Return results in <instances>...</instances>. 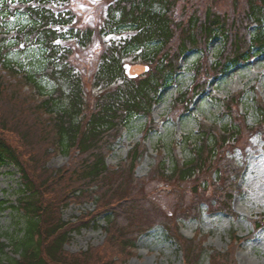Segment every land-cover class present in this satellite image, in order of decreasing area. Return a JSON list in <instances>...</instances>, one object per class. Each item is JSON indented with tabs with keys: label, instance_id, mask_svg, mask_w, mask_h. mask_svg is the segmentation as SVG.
I'll return each instance as SVG.
<instances>
[{
	"label": "trees",
	"instance_id": "1",
	"mask_svg": "<svg viewBox=\"0 0 264 264\" xmlns=\"http://www.w3.org/2000/svg\"><path fill=\"white\" fill-rule=\"evenodd\" d=\"M69 3L0 0V165L16 167L23 188L18 205L0 200V211L18 209L23 218L17 235L0 241V264H125L141 236L159 225L179 246L184 264H203L207 236L189 238L179 223L202 216L206 206H218L217 212L234 220L240 217L233 203L242 192L245 167L232 155L252 147L254 136L264 144V98L256 92L251 125L242 106L246 92L231 94L221 113L227 122L200 120L196 139L186 137L188 158L174 147L170 162L159 148L150 172L139 177L136 171L149 153L147 136L160 128L154 105L163 89L178 84L186 53L201 55L190 68L193 88L176 93L173 106L182 108L181 115L205 94L211 78L227 76L264 53V0H107L99 32L116 37L106 42L93 75L100 88L94 102L87 98L71 64L72 48L64 42L85 47L96 32L77 27ZM19 13L29 23L15 31L7 28L5 22ZM216 40L221 47L212 56L209 47ZM31 46L43 51L42 69L29 70L9 58L13 49ZM130 56L146 65L144 76L126 74ZM44 77L54 89L47 88ZM143 116L149 119L144 140L134 143L121 163L109 164L133 119ZM60 154L69 156L68 165L50 167ZM191 180H196L190 187L192 206L184 210L181 205L175 219L161 212L146 190L152 182L179 187ZM92 203L93 211L76 221L63 219L65 207ZM104 215L103 245L66 249L73 232ZM249 218L255 231L264 226V213ZM246 238L235 233L227 250L211 253L209 264H238L236 251Z\"/></svg>",
	"mask_w": 264,
	"mask_h": 264
},
{
	"label": "rangeland",
	"instance_id": "2",
	"mask_svg": "<svg viewBox=\"0 0 264 264\" xmlns=\"http://www.w3.org/2000/svg\"><path fill=\"white\" fill-rule=\"evenodd\" d=\"M69 8L76 15L77 27H90L96 35L93 41L82 47L75 41L64 42L72 48L71 64L74 66L83 81L87 98L92 102L99 91V87L94 86V74L98 67L101 52L104 50L107 41L116 37L114 35L102 36L101 26L104 23L107 0H69ZM225 1V0H224ZM183 4V2H182ZM29 18L20 14L11 16L5 26L15 31L27 25ZM221 47V42L216 40L209 49L212 56H215ZM201 54L188 52L182 61L183 73L178 78V84L163 89L159 94V101L154 105V122L160 124L159 129H153L147 136V146L149 153L145 156L142 164L137 168L139 177H145L150 169L155 165L158 149H164L166 160L172 161V148H178L182 158H188L190 149L186 142V137L191 136L196 139L199 130L200 120L206 122L225 123L227 119L222 118L223 100L228 99L233 93L243 90L246 97L243 99L244 111L248 113V123L255 124L256 115L254 112L256 92L264 98V53L256 56L248 64L233 68L227 76L217 80L211 78L207 91L203 95L196 97L194 106L189 113L181 115V107L174 108V100L178 91H185L194 86V74L190 68ZM9 58L22 67L34 70L42 69L45 65L43 51L37 46L28 49L15 48L9 54ZM129 74L144 76L146 65L142 60H135L130 56L125 60ZM45 78V77H44ZM208 78L203 77V81ZM47 88L54 89V83L47 78ZM208 80V79H207ZM149 119L145 116L135 117L127 128L120 143L114 148V152L108 158L109 164L118 165L128 155L134 143L143 141V129ZM248 141V139H247ZM252 147L245 150L238 149L232 156L238 162L244 164V172L241 176L240 186L242 192L234 197L233 207L240 214L238 219H232L227 214H221L215 209L218 206H206L203 208L202 216L196 215L190 220L180 221L181 231L189 238L196 233L201 236L206 235L205 245L208 252L205 255L203 264H209L211 253L214 250L225 251L231 245L232 236L236 233L241 241L236 251L238 264H264V226L255 231L253 223L249 217H256L264 213V144L260 136H254ZM246 146V144H245ZM244 146V147H245ZM241 150V151H240ZM69 163V156L60 154L50 160L49 166L58 168ZM196 180H191L179 187H169L164 183L152 182L146 186V190L153 199L154 204L162 212L172 219L179 218L181 212L178 211L181 205L190 209L194 194L190 187L195 185ZM22 181L19 171L9 163L0 165V200L8 201V205H18L19 197L22 196ZM94 204L76 205L71 204L63 209V219L66 221H76L78 217L86 212L93 211ZM23 220L21 211L13 208H6L0 211V241L7 242L9 236L17 235L19 223ZM107 224V217L101 216L97 221H93L90 226H83L70 236V242L66 244V249L71 252L84 251L90 247L101 246L105 242L104 226ZM253 235V236H252ZM125 264H184V258L179 246L174 240L169 239L163 225L154 226L138 240L136 249L132 257L127 259ZM211 264V263H210ZM217 264V263H216Z\"/></svg>",
	"mask_w": 264,
	"mask_h": 264
},
{
	"label": "water",
	"instance_id": "3",
	"mask_svg": "<svg viewBox=\"0 0 264 264\" xmlns=\"http://www.w3.org/2000/svg\"><path fill=\"white\" fill-rule=\"evenodd\" d=\"M146 69H147V67H146ZM125 70H126V74H128V76L130 77H136L137 75H131V74H129V71H128V66L126 65L125 66Z\"/></svg>",
	"mask_w": 264,
	"mask_h": 264
}]
</instances>
